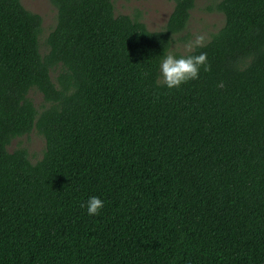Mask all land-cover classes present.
Here are the masks:
<instances>
[{"label":"trees","instance_id":"1","mask_svg":"<svg viewBox=\"0 0 264 264\" xmlns=\"http://www.w3.org/2000/svg\"><path fill=\"white\" fill-rule=\"evenodd\" d=\"M50 2L41 54L40 14L0 0V264H264V0H219L182 55L211 71L173 89L160 64L195 0L157 30L112 0ZM32 128L34 162L7 150Z\"/></svg>","mask_w":264,"mask_h":264},{"label":"rangeland","instance_id":"2","mask_svg":"<svg viewBox=\"0 0 264 264\" xmlns=\"http://www.w3.org/2000/svg\"><path fill=\"white\" fill-rule=\"evenodd\" d=\"M29 10L40 14L41 30L38 35L39 51L44 54L47 50L45 43L46 36L56 22V8L50 0H20ZM219 0H195L193 8L190 10V16L186 27L173 35L166 55L175 54L177 57L184 55L188 50L185 45L194 40L197 34L205 36L207 40L210 34L216 31L224 21L221 11L215 8ZM114 14H128L131 17H137L145 23L148 29L157 30L162 28L168 14L170 13L173 0H112ZM52 79L55 72L50 71ZM159 80H163L161 72ZM28 96L32 99L37 108L44 104L42 94L31 89ZM24 147L29 159L34 162L42 155L44 148V138L36 132L34 128L27 134L13 138L7 145V150L12 151L14 148Z\"/></svg>","mask_w":264,"mask_h":264},{"label":"clouds","instance_id":"3","mask_svg":"<svg viewBox=\"0 0 264 264\" xmlns=\"http://www.w3.org/2000/svg\"><path fill=\"white\" fill-rule=\"evenodd\" d=\"M204 44L205 36L197 34L194 40L185 45V48L191 52L195 48L203 47ZM201 67H203L204 72L211 71L207 53L180 57L169 53L163 58L160 64L163 84L169 89L179 88L184 83L198 79ZM219 87H223V84L221 83ZM81 207L86 208L88 215L98 216L101 209L104 208V201L99 197L93 196L86 203H82Z\"/></svg>","mask_w":264,"mask_h":264}]
</instances>
